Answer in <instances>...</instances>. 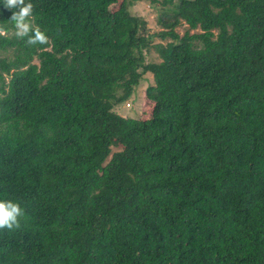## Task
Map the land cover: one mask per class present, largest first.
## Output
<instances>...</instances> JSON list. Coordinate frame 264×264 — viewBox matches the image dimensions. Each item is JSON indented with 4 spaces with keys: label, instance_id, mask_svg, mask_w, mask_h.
I'll return each mask as SVG.
<instances>
[{
    "label": "trees",
    "instance_id": "16d2710c",
    "mask_svg": "<svg viewBox=\"0 0 264 264\" xmlns=\"http://www.w3.org/2000/svg\"><path fill=\"white\" fill-rule=\"evenodd\" d=\"M118 1L31 0L27 45L0 0V264H264V0Z\"/></svg>",
    "mask_w": 264,
    "mask_h": 264
},
{
    "label": "rangeland",
    "instance_id": "374dc122",
    "mask_svg": "<svg viewBox=\"0 0 264 264\" xmlns=\"http://www.w3.org/2000/svg\"><path fill=\"white\" fill-rule=\"evenodd\" d=\"M119 1L111 5L112 9L118 7ZM126 2H128V9L131 13L140 15L146 20L148 32L157 31L161 28V26L156 21V18L159 15V8L161 7V4L158 1L126 0ZM175 29L179 34H182L187 29V24L182 21L176 26ZM195 30H199V28L190 29V32ZM160 40L164 42L167 40V38L160 39V37L155 35L152 39V42H158ZM143 50L146 61L159 60V56L152 46ZM152 81V75L147 72L146 77L141 80L140 83L135 85L132 94L114 108L122 115H128L137 118H147L149 116L153 102L145 96L144 91L147 84ZM118 148H120L119 145L117 142H114L112 145V150H116Z\"/></svg>",
    "mask_w": 264,
    "mask_h": 264
},
{
    "label": "clouds",
    "instance_id": "9594fccd",
    "mask_svg": "<svg viewBox=\"0 0 264 264\" xmlns=\"http://www.w3.org/2000/svg\"><path fill=\"white\" fill-rule=\"evenodd\" d=\"M4 6L14 10L9 21L14 27L17 39L25 40L27 45H47L49 37L38 26L33 25V3L31 0H3ZM7 30L0 25V36ZM24 215L21 205L10 199H0V230L20 228V218Z\"/></svg>",
    "mask_w": 264,
    "mask_h": 264
}]
</instances>
